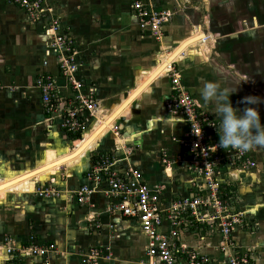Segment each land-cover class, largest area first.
<instances>
[{"label":"crops","instance_id":"1","mask_svg":"<svg viewBox=\"0 0 264 264\" xmlns=\"http://www.w3.org/2000/svg\"><path fill=\"white\" fill-rule=\"evenodd\" d=\"M134 1L48 3L53 17L59 19L77 47L78 76L93 85L103 111L75 142L60 129L59 119L45 113L34 87L43 70L57 76L53 56L48 58L45 69L41 66L47 49L44 22L32 24L21 9L0 0V264L45 262L40 258L13 259L5 254V240L19 248L29 245V237L40 246H55L47 257L49 264H82V255L89 248H98L109 257L100 264L147 261V236L136 222L107 212L113 200L103 191L105 187L92 193L85 204H78L72 192L87 183L86 172L105 156L116 161L115 170H137L149 191L160 194L166 202L189 196L191 187L199 184L197 176L186 170L188 152L177 142L184 138L186 125L164 108L171 89L165 65L171 63L198 108L218 124L200 98L199 90L205 81H217L222 87H235L242 81L230 96L234 107L243 108L238 101L248 95L264 98V0H152L157 9L175 11L158 39L140 30L132 14ZM205 36L207 41L203 40ZM159 68L161 71L149 86L109 120L118 106ZM57 85L62 95H69L61 78H57ZM251 106L258 107L264 124V103ZM52 139L56 141L53 147ZM62 140L69 141L73 149L45 151L63 144ZM40 146L45 149L39 166L9 173L15 160L34 156ZM254 150L257 168L244 173L224 170L218 181L235 186L240 209L247 211L254 223L251 231H234L235 244L245 250L251 245L256 249L254 264H264V148ZM127 151L131 152L129 156ZM12 154H17L16 158ZM64 166L72 169L54 174ZM36 170L39 171L32 173ZM43 176L44 180L34 184ZM44 186L59 195L39 197L37 188ZM184 242L216 255L212 243L202 247L189 237Z\"/></svg>","mask_w":264,"mask_h":264},{"label":"built area","instance_id":"2","mask_svg":"<svg viewBox=\"0 0 264 264\" xmlns=\"http://www.w3.org/2000/svg\"><path fill=\"white\" fill-rule=\"evenodd\" d=\"M8 2L21 9L30 23L44 22L42 30L47 49L41 66L45 69L48 58L53 56L57 76L43 70L36 77L34 87L39 91L45 113L59 119L60 129L69 136H82L103 111L93 85L78 76L80 55L75 43L59 19L53 17L48 0ZM131 8L140 30L148 31L156 39L161 37L163 26L172 18L171 11L157 9L152 0H136ZM167 76L171 89L164 108L186 125L184 138L177 142L189 155L185 161L186 170L200 180L191 187V194L166 202L160 194L149 191L137 170H115L116 161L108 156L93 163L85 174L87 183L73 190L72 194L78 204H85L92 193L105 187L103 191L113 200L107 212L136 222L149 240L144 254L147 261L142 264H254L249 251L237 246L233 240L235 230L254 229L251 216L240 209L235 194L223 198L219 188L230 185L218 181L220 172H248L255 167L254 162L248 159L247 152L217 147L218 123L198 108L171 66ZM57 78L63 80V89L69 95H62ZM130 154L126 152V156ZM36 193L44 198L59 195L52 188H39ZM185 237L194 239L202 247L212 243L216 255L203 253L198 245L196 248L187 245ZM4 242L8 257L40 258L45 260L42 264H49L47 257L55 249L54 245H38L32 237L26 247L14 248L9 240ZM108 258L98 248H89L82 255L81 263L100 264L101 260Z\"/></svg>","mask_w":264,"mask_h":264},{"label":"clouds","instance_id":"3","mask_svg":"<svg viewBox=\"0 0 264 264\" xmlns=\"http://www.w3.org/2000/svg\"><path fill=\"white\" fill-rule=\"evenodd\" d=\"M239 84L222 87L217 81H205L200 87L203 104L209 106L211 113L219 120L216 128L219 137L217 147L240 152L264 148V124L261 123L258 107L251 106L264 103V98L248 95L238 101L244 105L243 108L234 107L230 96L237 91Z\"/></svg>","mask_w":264,"mask_h":264},{"label":"rangeland","instance_id":"4","mask_svg":"<svg viewBox=\"0 0 264 264\" xmlns=\"http://www.w3.org/2000/svg\"><path fill=\"white\" fill-rule=\"evenodd\" d=\"M53 2V0H48V3H52ZM53 4V3H52ZM55 6V5H54ZM171 13H172V16L175 14V11L173 10V11H171ZM170 54V53H169ZM174 71H176V70H174ZM9 110H10V108H8ZM218 125L219 124H217V127H218ZM113 126V125H112ZM112 128V127H111ZM111 130V129H110ZM108 136H109V134L107 133L106 135H105V137L103 138L104 140L106 139V138H108ZM42 139V138H41ZM81 139V138H80ZM54 139H52V140H50V146H52L53 147V145H54ZM41 143H44V138H43V140L42 141H40ZM56 142V141H55ZM61 142H64L63 144H61V143H57V145H56V147H54V148H46L45 149V147H42V146H40V150H39V153H37V154H34V153H32V154H34V156H28V158H25V156H27V155H25L24 154V158L25 159H23L22 158V160H15L14 162H13V164H15V166H14V168H12V167H10L9 169H12L11 170V172H9L10 174H13V173H18V171H15L16 169H21V168H23V169H26V168H28V167H31V166H34V165H37L39 162H40V160H41V162H40V164L42 163V161H43V155H44V153H43V155H42V149L44 150L45 149V151L46 150H50V151H55V152H57V150L58 149H62V150H71V149H73L72 148V145L70 144V142L69 141H61ZM95 148V147H94ZM94 148L91 150V151H89V153L88 154H91L93 151H94ZM97 148V147H96ZM44 151V152H45ZM247 153H248V159L249 160H251V161H253L254 162V168H257V163H256V160H255V158H254V156H253V154H255V150L254 149H252V150H250V151H247ZM252 153V154H251ZM12 156H13V158H16V156H17V154H12ZM87 157H88V155L85 157L86 159H87ZM84 162V161H83ZM40 164H38L37 166H39ZM74 166H77V165H74ZM73 166V167H74ZM72 169V167H67V166H64V167H60V169L57 171V172H55L54 174H57L58 175V172L61 174L62 172H65L67 169ZM75 168V167H74ZM253 168V169H254ZM253 169H251V170H253ZM13 171V172H12ZM15 171V172H14ZM27 171V170H26ZM248 171H250V170H248ZM25 172V171H24ZM20 173H22V172H20ZM19 173V174H20ZM53 174V175H54ZM3 175H8V174H3ZM50 175H52V174H49V175H47V176H50ZM0 176H1V174H0ZM6 177V176H5ZM4 177V178H5ZM3 178V179H4ZM44 178H46V176H43L40 180H38V181H34V184L36 183V184H39L40 182H41V180H44ZM32 180H34V179H32ZM30 183H32V182H30ZM30 183L28 184V188H29V192L31 191V188H30ZM42 189H49V187L48 186H44V187H41ZM37 189H39V188H37ZM12 194V193H11ZM13 194H20L19 192L17 193V192H13ZM8 195V194H7ZM236 195L238 196V194L236 193ZM6 196V195H5ZM5 196H4V198H5ZM253 222V221H252ZM254 232V234L256 233L255 232V230H253L252 231V233ZM30 238V237H29ZM191 245V244H190ZM189 245V246H190ZM246 248H248V249H246V250H248L249 251V254L250 255H256V249L254 248H252L251 247V245H249V246H247Z\"/></svg>","mask_w":264,"mask_h":264},{"label":"bare ground","instance_id":"5","mask_svg":"<svg viewBox=\"0 0 264 264\" xmlns=\"http://www.w3.org/2000/svg\"><path fill=\"white\" fill-rule=\"evenodd\" d=\"M171 64V63H170ZM165 65V72L164 74L169 70V65ZM162 68H159L154 73H152L143 84H141L138 88L134 90V92L131 94V96H128L124 102H122L118 108L110 115L109 120L115 119L127 106H129L135 99V97L149 84L152 82V80L158 75V73L161 71ZM82 138V137H81Z\"/></svg>","mask_w":264,"mask_h":264},{"label":"trees","instance_id":"6","mask_svg":"<svg viewBox=\"0 0 264 264\" xmlns=\"http://www.w3.org/2000/svg\"><path fill=\"white\" fill-rule=\"evenodd\" d=\"M81 137H80V135H76V136H70L68 139L70 140V141H75V142H77V141H80L81 139H80ZM74 143V142H73ZM102 154V153H101ZM93 159V158H92ZM92 159H91V161H92ZM94 160V159H93ZM90 161V162H91ZM220 193H221V195L223 196V198L224 197H226V196H230V195H233V194H235V191H236V189H235V186H221L220 188Z\"/></svg>","mask_w":264,"mask_h":264},{"label":"water","instance_id":"7","mask_svg":"<svg viewBox=\"0 0 264 264\" xmlns=\"http://www.w3.org/2000/svg\"><path fill=\"white\" fill-rule=\"evenodd\" d=\"M203 40H204V41H207V36H205ZM170 65H171V64H170ZM37 171H39V170H36V171H34V172H32V173H36Z\"/></svg>","mask_w":264,"mask_h":264}]
</instances>
